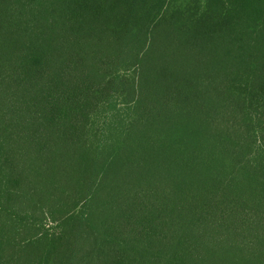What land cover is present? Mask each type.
<instances>
[{
  "label": "trees",
  "instance_id": "obj_1",
  "mask_svg": "<svg viewBox=\"0 0 264 264\" xmlns=\"http://www.w3.org/2000/svg\"><path fill=\"white\" fill-rule=\"evenodd\" d=\"M0 264H264V0H0Z\"/></svg>",
  "mask_w": 264,
  "mask_h": 264
},
{
  "label": "rangeland",
  "instance_id": "obj_2",
  "mask_svg": "<svg viewBox=\"0 0 264 264\" xmlns=\"http://www.w3.org/2000/svg\"><path fill=\"white\" fill-rule=\"evenodd\" d=\"M51 227V229L53 228V226H51V224H49L48 228ZM54 230V229H53Z\"/></svg>",
  "mask_w": 264,
  "mask_h": 264
}]
</instances>
